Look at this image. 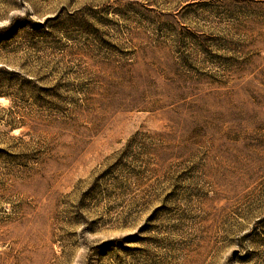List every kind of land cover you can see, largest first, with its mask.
Returning <instances> with one entry per match:
<instances>
[{"label": "rangeland", "instance_id": "1", "mask_svg": "<svg viewBox=\"0 0 264 264\" xmlns=\"http://www.w3.org/2000/svg\"><path fill=\"white\" fill-rule=\"evenodd\" d=\"M0 264H264V0H0Z\"/></svg>", "mask_w": 264, "mask_h": 264}]
</instances>
